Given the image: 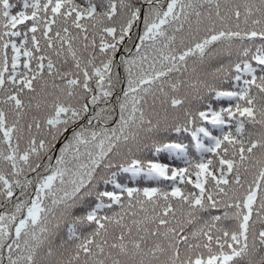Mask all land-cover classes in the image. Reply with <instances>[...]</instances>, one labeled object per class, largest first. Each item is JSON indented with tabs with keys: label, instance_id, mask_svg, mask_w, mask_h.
<instances>
[{
	"label": "snow or ice",
	"instance_id": "snow-or-ice-1",
	"mask_svg": "<svg viewBox=\"0 0 264 264\" xmlns=\"http://www.w3.org/2000/svg\"><path fill=\"white\" fill-rule=\"evenodd\" d=\"M0 264H264V0H0Z\"/></svg>",
	"mask_w": 264,
	"mask_h": 264
}]
</instances>
